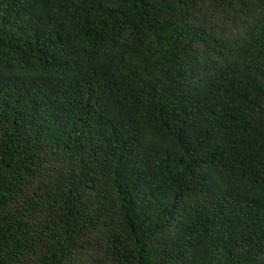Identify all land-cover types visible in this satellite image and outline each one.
Listing matches in <instances>:
<instances>
[{"label":"trees","instance_id":"trees-1","mask_svg":"<svg viewBox=\"0 0 264 264\" xmlns=\"http://www.w3.org/2000/svg\"><path fill=\"white\" fill-rule=\"evenodd\" d=\"M0 264H264V0H0Z\"/></svg>","mask_w":264,"mask_h":264}]
</instances>
